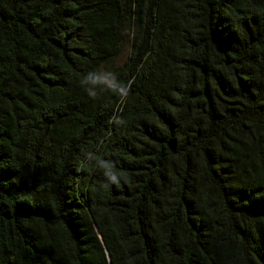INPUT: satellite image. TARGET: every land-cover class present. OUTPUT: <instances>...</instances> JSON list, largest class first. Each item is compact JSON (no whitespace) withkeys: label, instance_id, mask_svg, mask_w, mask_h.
Masks as SVG:
<instances>
[{"label":"trees","instance_id":"16d2710c","mask_svg":"<svg viewBox=\"0 0 264 264\" xmlns=\"http://www.w3.org/2000/svg\"><path fill=\"white\" fill-rule=\"evenodd\" d=\"M0 264H264V0H0Z\"/></svg>","mask_w":264,"mask_h":264},{"label":"clouds","instance_id":"9594fccd","mask_svg":"<svg viewBox=\"0 0 264 264\" xmlns=\"http://www.w3.org/2000/svg\"><path fill=\"white\" fill-rule=\"evenodd\" d=\"M109 76H112L111 73H108ZM84 84H88L91 83L93 85L96 84H107L108 87L112 88L113 90L116 89L117 85L115 84L114 80H108L105 77H101L100 75H98L97 73L94 72H90L88 74L87 77H85ZM88 93L90 96H95V92H93L90 89H87ZM119 91L122 95V97H127L128 95V87H124V86H120L119 87ZM123 121H119V123H122ZM89 158H92V154L89 153L88 154ZM101 167H103L104 169H106V171L104 172V175L106 176L107 180L112 183V184H119V179H118V175L117 173L113 170L115 168V165L112 164V162L110 161H100ZM108 185L106 184L105 187H107Z\"/></svg>","mask_w":264,"mask_h":264},{"label":"rangeland","instance_id":"374dc122","mask_svg":"<svg viewBox=\"0 0 264 264\" xmlns=\"http://www.w3.org/2000/svg\"><path fill=\"white\" fill-rule=\"evenodd\" d=\"M124 54H125V51H124V52L122 53V55L120 56L119 60L123 59ZM119 60H118V61H119Z\"/></svg>","mask_w":264,"mask_h":264}]
</instances>
